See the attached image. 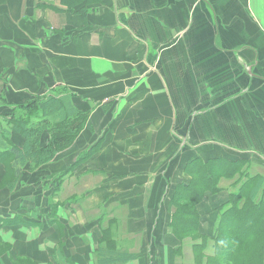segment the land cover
<instances>
[{
    "label": "crops",
    "instance_id": "0c3cea01",
    "mask_svg": "<svg viewBox=\"0 0 264 264\" xmlns=\"http://www.w3.org/2000/svg\"><path fill=\"white\" fill-rule=\"evenodd\" d=\"M49 95L73 96L87 123L17 181L0 163V264H97L110 224L112 264H195V241L180 250L170 229L187 163L246 156L264 175V0H105L87 13L0 0V117ZM7 132L0 144L22 148ZM218 203L199 206L204 234Z\"/></svg>",
    "mask_w": 264,
    "mask_h": 264
},
{
    "label": "trees",
    "instance_id": "16d2710c",
    "mask_svg": "<svg viewBox=\"0 0 264 264\" xmlns=\"http://www.w3.org/2000/svg\"><path fill=\"white\" fill-rule=\"evenodd\" d=\"M104 1L64 0L69 11L78 13H87L89 5ZM72 97L38 96L0 117V130H8L6 138L13 131L24 143L22 148L10 141L0 144V163L8 168L6 181H17L21 166L38 168L73 143L87 123L88 111L78 109ZM250 160L246 156L197 157L187 163L185 170L191 178L181 180L174 188L170 229L182 241L180 250L186 239L195 241V264H264V175L250 169ZM58 175L61 184L52 183L54 193L61 190L64 181L65 175ZM224 180L231 187L225 201L218 197ZM207 194L219 201L212 235L201 230L199 206ZM21 221L29 222L24 218ZM102 229L97 264L116 263L119 253L113 227L110 224ZM210 249L212 253H208Z\"/></svg>",
    "mask_w": 264,
    "mask_h": 264
},
{
    "label": "rangeland",
    "instance_id": "374dc122",
    "mask_svg": "<svg viewBox=\"0 0 264 264\" xmlns=\"http://www.w3.org/2000/svg\"><path fill=\"white\" fill-rule=\"evenodd\" d=\"M4 122V126L5 127H8V123L6 124V122L5 121H3ZM35 122H37V120L35 121ZM6 124V125H5ZM251 162H252V160H250ZM253 166H254V163L252 162V165H251V168L250 169H252L253 168ZM256 167V166H255ZM55 175H57V174H53V178H54V182L52 181V183H53V186H54V184L56 185V184H58L59 182H57V181H59V178H60V176L58 175V176H55ZM55 176V177H54ZM59 184H61V183H59ZM63 185V184H62ZM62 188V187H61ZM115 246H116V248H117V250H118V247H117V244L115 243Z\"/></svg>",
    "mask_w": 264,
    "mask_h": 264
}]
</instances>
